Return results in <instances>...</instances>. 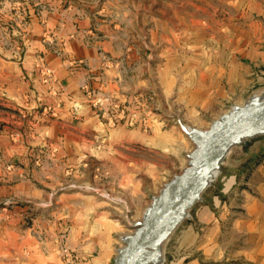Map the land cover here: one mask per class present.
<instances>
[{
	"label": "crops",
	"instance_id": "crops-1",
	"mask_svg": "<svg viewBox=\"0 0 264 264\" xmlns=\"http://www.w3.org/2000/svg\"><path fill=\"white\" fill-rule=\"evenodd\" d=\"M15 1L27 8V19L17 33ZM41 1L0 0V141L6 142L0 147L14 149L8 132L19 118L21 123L32 118L29 123L34 128L55 132L61 152L58 159L69 164L80 149L92 148L95 134L106 129L90 102L92 95L106 94L118 105L115 111L120 118L108 128L110 132L135 133L140 130L139 91L152 89V107H145L148 103L142 99V110L151 118L149 131L166 132L158 121L157 111H161L167 123L179 120L184 133L186 116L195 118L200 110L211 117V123L223 113L221 102L242 100L250 90L264 85V16L248 18L245 30L230 29L226 42L218 38L214 46H200L194 58L191 50L182 56H164L156 77L148 74L150 58L142 61L143 72L139 71V46L124 42L122 32L100 15L76 5L65 7L62 2L45 10ZM250 21L256 29L250 28ZM41 67L49 70L46 80L40 79ZM170 105L181 107L185 116L170 114ZM133 113L134 125L127 122ZM230 151L220 163L218 178L173 230L166 250L168 264H264V156L245 168L239 167L246 164L242 160L228 158ZM32 182L28 190L37 191L33 188L37 183ZM8 188L10 193L13 188ZM33 241L24 238L17 253L11 247L13 261L9 259L8 264L114 261L108 248L95 256L88 254L90 243L76 244L74 260L63 257L57 245L49 249Z\"/></svg>",
	"mask_w": 264,
	"mask_h": 264
},
{
	"label": "rangeland",
	"instance_id": "rangeland-1",
	"mask_svg": "<svg viewBox=\"0 0 264 264\" xmlns=\"http://www.w3.org/2000/svg\"><path fill=\"white\" fill-rule=\"evenodd\" d=\"M61 2L65 7L80 6L115 25L124 42L139 46V71L143 72L142 61L150 58L152 68L148 74L156 77L159 60L164 56H182L191 50L194 58L199 54L194 51L200 46H214L218 38H226V42L230 29L245 30L248 18L264 16V0H42L40 6L52 10ZM15 3L17 33L27 19V8L21 1ZM250 28L256 29V25L251 24ZM39 75L44 79L43 67ZM263 90L264 85L250 90L242 100H224L220 110L224 113L231 105H241ZM153 98L152 89L139 91L140 130L128 133L108 130L120 118L118 112L109 111L113 101L106 94L92 95V104L95 99L102 101L97 112L106 129L95 134L92 148L80 149L77 159L69 164L58 159L61 152L55 145V132L34 128L29 123L34 121L32 118L23 123L19 121L22 118L16 120L14 130L8 132L15 148L0 147V264L13 261L9 250L12 247V252L17 253L24 238L37 240L49 249L57 245L63 257L74 260L79 243H90L88 254L94 256L105 248L116 255L123 246L122 238L142 220L153 197L187 165V154L193 148L180 129L181 122L174 118L167 123L161 111H157L161 115L158 121L166 132L149 131L151 118L145 115L146 109L142 110V99L148 103L145 107H152ZM168 111L185 116L177 105H170ZM133 115L127 121L132 125L136 124ZM196 117L186 116L185 122L196 127L209 125L211 117L207 113L198 110ZM247 140L233 145L228 154V158L246 163L239 167L247 168V163L255 162L264 150L260 146L264 144V134ZM40 142L47 145L40 147ZM40 178H47L46 182L41 183ZM29 181L37 183L33 184L37 191L28 190ZM8 186L15 188L14 192L10 189L9 193ZM41 188L45 190L40 193ZM172 232L160 242L163 251L157 250L163 257L162 264L170 263L166 250Z\"/></svg>",
	"mask_w": 264,
	"mask_h": 264
},
{
	"label": "water",
	"instance_id": "water-1",
	"mask_svg": "<svg viewBox=\"0 0 264 264\" xmlns=\"http://www.w3.org/2000/svg\"><path fill=\"white\" fill-rule=\"evenodd\" d=\"M235 104L232 109L211 121L208 128L201 129L182 125L193 143L187 154V165L166 182L159 194L162 202L152 203L144 212L142 220L134 224L132 233L122 238L123 246L117 250L113 264H146L149 251L152 255L165 236L189 214L193 205L201 199V193L214 180L210 176L219 167V161L238 143L264 134V101ZM223 161V160H222ZM210 180V181H209Z\"/></svg>",
	"mask_w": 264,
	"mask_h": 264
},
{
	"label": "bare ground",
	"instance_id": "bare-ground-1",
	"mask_svg": "<svg viewBox=\"0 0 264 264\" xmlns=\"http://www.w3.org/2000/svg\"><path fill=\"white\" fill-rule=\"evenodd\" d=\"M264 101V90L261 91L260 93H256L254 94L251 99L249 100V103H261ZM222 161V160H221ZM221 161H219V164L221 163ZM219 173V167H216L212 173H211V180L217 178V175ZM210 181V180H209ZM162 202V198L161 197H155L154 199V206H158L160 203ZM157 250L163 251V249H161V245L159 243ZM158 253V254H157ZM145 260L147 261L146 264H162L163 262V257H161V254L156 251L154 255H152L151 251H149L145 257Z\"/></svg>",
	"mask_w": 264,
	"mask_h": 264
},
{
	"label": "built area",
	"instance_id": "built-area-1",
	"mask_svg": "<svg viewBox=\"0 0 264 264\" xmlns=\"http://www.w3.org/2000/svg\"><path fill=\"white\" fill-rule=\"evenodd\" d=\"M44 73H45V78H44V79L46 80V77H47L48 74H49V70H48V69H45V70H44ZM101 104H102V101H101L100 99H95L94 102H93V105H94L97 109H100L99 105H101ZM234 105H235V104L231 105L230 108L227 109V110H225V111H228V110L232 109ZM117 106H118V105H116V103H113V102H112V104H111L110 107H109V111H110V112L115 111V109L117 108ZM105 111H107V110H105ZM133 116H134V115H133ZM110 120H111V117H110ZM111 122H112V120H111ZM130 123L133 124L132 122H130ZM120 248H121V247H120ZM118 249H119V248H118ZM118 249H117V250H118Z\"/></svg>",
	"mask_w": 264,
	"mask_h": 264
},
{
	"label": "trees",
	"instance_id": "trees-1",
	"mask_svg": "<svg viewBox=\"0 0 264 264\" xmlns=\"http://www.w3.org/2000/svg\"><path fill=\"white\" fill-rule=\"evenodd\" d=\"M264 156V150L257 156L256 162H259V160Z\"/></svg>",
	"mask_w": 264,
	"mask_h": 264
}]
</instances>
